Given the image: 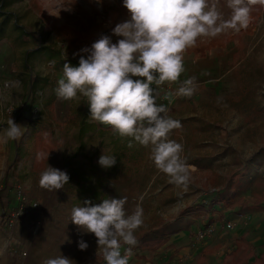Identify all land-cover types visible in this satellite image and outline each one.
<instances>
[{
	"label": "rangeland",
	"instance_id": "rangeland-1",
	"mask_svg": "<svg viewBox=\"0 0 264 264\" xmlns=\"http://www.w3.org/2000/svg\"><path fill=\"white\" fill-rule=\"evenodd\" d=\"M213 3L222 13L220 5L210 0ZM0 10L4 13L0 15V132L11 118L23 133L18 140L0 143V264H42L47 257L61 255L78 260L77 241L84 233L71 222L72 208L85 200L98 204L102 199L119 198L123 185L131 188L133 197L127 200L131 213L137 205L144 211V223L134 233L136 241L176 231L155 253L131 246L129 264H172L180 255L186 257L184 264H223L240 236L255 239L254 246L264 241V220L257 226L253 221L246 223L244 215L253 210L255 216L264 213V208L250 205L256 199L253 191L264 185V7L250 16L246 29L198 39L183 54L185 71L179 81L159 89L156 103L168 107V114L182 125L171 131L169 139L183 145L181 155L187 164L192 161L190 197L180 194L183 187L164 186L160 181L168 177L150 160V146L133 142L128 147L131 138H122L109 126L89 119L86 98L63 101L55 94L62 67L54 66L57 58L48 57L45 47L58 50L64 59L79 61L73 53L85 47L82 35L94 37L95 42L106 35L115 43L120 37L113 34V28L129 18L122 0H0ZM14 23L27 31L28 42L20 41ZM63 27L75 34L66 36ZM189 77H195L193 95L175 96L180 82ZM50 98L54 100L49 109ZM40 126H50L54 148L37 168L34 132ZM210 139L227 140L236 149L219 152V145L209 143ZM102 151L116 157L114 166L105 169L98 164ZM220 154L225 156L216 163ZM199 158L202 167L197 168L192 163ZM48 166L68 174L69 182L62 189L39 187L40 174ZM154 176V185L146 188ZM259 176L263 178L255 179ZM231 177L251 181L241 192L247 209L230 210L211 203L208 193ZM157 185L162 189L154 192ZM172 188H176L174 198ZM195 200L207 204V210L182 214L183 207L179 211L175 207ZM234 214L241 215L239 223L223 228ZM207 223L217 225L215 232L193 246L194 231ZM57 244L62 247L47 252V247ZM97 257L95 253L82 264H94Z\"/></svg>",
	"mask_w": 264,
	"mask_h": 264
},
{
	"label": "clouds",
	"instance_id": "clouds-1",
	"mask_svg": "<svg viewBox=\"0 0 264 264\" xmlns=\"http://www.w3.org/2000/svg\"><path fill=\"white\" fill-rule=\"evenodd\" d=\"M122 5L129 18L112 30L120 39L113 43L105 35L90 48L73 53L80 57L78 66L63 65L55 94L63 101L86 98L91 121L109 126L122 138H131L128 147H133V142L150 146L149 158L155 168L169 183L187 190L191 174L181 155L183 145L169 139L171 131L182 125L168 114V107L156 103L159 89L179 81L185 71L183 54L198 39L246 29L251 6L264 7V0H227L231 10L227 19L209 0H122ZM195 89V77H189L180 82L174 95L191 97ZM22 134L21 125L10 118L0 132V143L18 140ZM98 164L110 168L116 157L102 151ZM68 182L65 171L48 166L38 184L57 191ZM126 202L127 197H109L98 204L85 200L71 210V222L82 233L94 234L96 256H103L106 264H129L131 246L137 243L134 233L144 223L143 208L137 205L128 215ZM77 246L80 251L89 247L82 238ZM122 246H129L123 254ZM42 264H72V260L61 255Z\"/></svg>",
	"mask_w": 264,
	"mask_h": 264
},
{
	"label": "trees",
	"instance_id": "trees-1",
	"mask_svg": "<svg viewBox=\"0 0 264 264\" xmlns=\"http://www.w3.org/2000/svg\"><path fill=\"white\" fill-rule=\"evenodd\" d=\"M212 1V0H211ZM213 2H217L222 9L223 15H225L226 19L230 16L231 10L227 7V0H213ZM210 3V0H209ZM212 3V2H211ZM215 4V3H214ZM260 10L259 5L251 6L250 16L255 14ZM4 13L0 10V15ZM4 19H2L1 23L5 21L7 15H4ZM14 26L17 27L20 31L19 39L21 42H28L29 36L27 31L24 30L23 26L19 25L18 23H14ZM64 28V27H63ZM64 34L68 37H71L75 34V31L72 29L64 28ZM3 32L2 25H0V35ZM81 42L85 45V47H91V45L95 42V38L91 36H83L81 37ZM46 53L48 57H55L57 60L54 62V66L56 68L63 67L65 63H69L71 66H78L77 60L72 58H62L60 52L54 49L51 46L45 47ZM24 68H27V64L23 63ZM37 79H39L37 77ZM53 98H50L47 101V107L50 109L53 103ZM85 101H83L84 103ZM86 110V109H85ZM87 111V110H86ZM75 121V120H74ZM35 137V151H36V161L35 165L37 168L42 167L46 157L50 154V152L54 148V143L52 139V132L50 130V126L45 127H38L34 132ZM38 155H41V158H37ZM206 158V157H201ZM193 160V164L200 168L202 164L200 159ZM208 164V163H207ZM208 166V165H207ZM239 176V174H237ZM240 177V176H239ZM262 179L263 177H255V179ZM251 181H247L241 178L231 177L229 178L221 187L217 190L212 192L210 199L212 200L211 203L217 205H223L230 210H235V207H239L240 209H247L248 204L244 202L241 192L249 184ZM262 186V185H261ZM258 186V189L253 191L256 199L250 205L254 207L260 208L261 202L264 201V185L263 188ZM196 209H201L205 207V204L202 202H197L195 204ZM208 205L206 204L207 208ZM191 211V207L183 208L180 213L185 214ZM191 213V212H190ZM176 231H168L164 234H156L150 237H141L138 238L135 248H137L140 252H148V253H155L160 248H162L167 241L170 240L173 233ZM123 248H121L122 251ZM225 261L223 264H264V243L254 246L250 242H248L243 236L239 237L237 243L229 250V252L225 255ZM94 264H106L103 256H98L97 261Z\"/></svg>",
	"mask_w": 264,
	"mask_h": 264
},
{
	"label": "crops",
	"instance_id": "crops-1",
	"mask_svg": "<svg viewBox=\"0 0 264 264\" xmlns=\"http://www.w3.org/2000/svg\"><path fill=\"white\" fill-rule=\"evenodd\" d=\"M229 132L230 131H228V136L230 135L229 134ZM215 140V139H214ZM212 140L211 141V139H210V141H209V143H211V144H217V145H219L218 146V150H219V152H222L223 150L225 151V150H235L236 149V147L234 146V145H232L231 143H229L227 140L225 141H219V142H217V140ZM179 143V142H178ZM212 147H211V145L209 146V147H207V149L208 150H212L211 149ZM221 156L219 157V158H215V162L217 163V161H218V159H221L222 157H224L225 156V154H220ZM210 157V159L213 157L214 158V156H215V154H210L209 155ZM191 162L192 161H190V163H188V166H193V165H191ZM193 164V163H192ZM154 180H155V176L154 177H152L150 180H149V182L147 183V185H146V188L147 187H149V185L152 187L153 185H154ZM160 181H162L163 183H164V186H167V183H169L168 182V178H164V179H160ZM166 184V185H165ZM189 187H191V183H189V186H188V188ZM221 187V186H220ZM192 189H193V187H191ZM157 190H155L154 189V192L155 191H159L160 189H162L161 188V186L160 185H157V188H156ZM173 190V194L174 195H172L173 196V198H174V196H175V194H176V188H172ZM179 191H180V194H187L188 195V197H190L191 196V194H190V192L191 191H188V189L187 190H185L184 188L183 189H179ZM212 192L213 191H211L210 193H208V195L211 197V195H212ZM153 194H155V193H153ZM206 194V193H205ZM119 198L120 197H127V200H129V199H131L132 197H133V195H132V193H131V188L129 187V185H123V186H121V188H120V192H119V194L117 195ZM139 195H137V196H135V197H138ZM205 196V195H204ZM87 198H90V197H88L87 196ZM193 201H190V202H188L189 204H186L185 205V203L184 204H182V205H180V204H176L175 205V207L177 208V211H179L182 207L183 208H185V207H191V212H195V211H197V209H196V206H195V204L197 203L196 202V200L192 203ZM128 206L129 207V209L128 210H126L125 209V212L127 213V214H130L131 213V211H130V209H131V202L130 201H127L126 202V204H125V206ZM261 206L260 207H262V208H264V203H261L260 204ZM205 207H206V204H205ZM204 207V208H205ZM182 208V209H183ZM208 208V207H207ZM207 208H205V210H207ZM237 209V208H236ZM209 212V211H208ZM209 214H210V212H209ZM207 212H206V215H209ZM214 214V213H213ZM255 214V212H254V210L253 211H251V213H245L244 215L246 216V219H248V221L246 222V223H251L252 221L255 223V225H259L260 224V222H261V220L263 219L264 220V213L262 212V214L261 215H254ZM234 216H236V214H234ZM245 216H243V218L245 217ZM257 216H260V218L257 220V221H254V219L257 217ZM233 219H235V218H233ZM236 220V219H235ZM240 220V218L239 219H237L236 220V222H238ZM239 223V222H238ZM246 223H244V225L246 224ZM240 224H243L242 223V221L240 222ZM216 225V224H215ZM264 233V232H263ZM262 236V235H261ZM85 242H87L88 243V245H89V247H88V249L87 250H85V251H80V257L78 258V260H75V259H72V264H82L84 261H86V260H88V259H90V257H91V255H94L95 253H96V249H97V244H96V238H95V236H94V234H91V233H87V236H85V233H84V236H83V238H82ZM255 240V239H254ZM254 240L253 241H251V240H249L248 242H250L251 244H253L252 242H254ZM44 241H45V243L44 244H46V237H45V239H44ZM257 241H258V239H257ZM262 243H264V241H260V242H258V244L260 245V244H262ZM60 244H62L61 242H60ZM60 244H57L54 248H48L47 247V252H49V250H56V249H59V248H61L62 247V245H60ZM44 247H46L45 245H44ZM18 256H20V255H18ZM17 256V257H18ZM48 258H50V257H47V259Z\"/></svg>",
	"mask_w": 264,
	"mask_h": 264
},
{
	"label": "built area",
	"instance_id": "built-area-1",
	"mask_svg": "<svg viewBox=\"0 0 264 264\" xmlns=\"http://www.w3.org/2000/svg\"><path fill=\"white\" fill-rule=\"evenodd\" d=\"M240 217H241V215L239 216V214H236L235 219L237 220ZM235 219L232 218V219L226 220L223 223V228L232 229L234 224H235V221H236ZM216 228H217V225H215L214 223H207L205 225L198 227L193 233V236L191 239L192 245L193 246L194 245H200V243H202L203 241H205L209 237H211V235L215 232ZM127 248L128 247L125 246L122 249L121 253H124L127 250ZM133 252L134 251L131 248L130 256L132 255ZM185 260H186V257H184V255H180V256H177L173 259L172 264H184Z\"/></svg>",
	"mask_w": 264,
	"mask_h": 264
}]
</instances>
